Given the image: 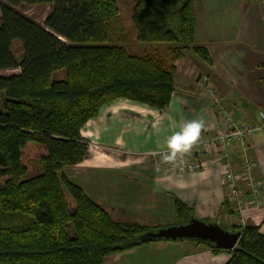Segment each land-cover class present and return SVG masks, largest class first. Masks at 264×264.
<instances>
[{"label":"trees","instance_id":"obj_1","mask_svg":"<svg viewBox=\"0 0 264 264\" xmlns=\"http://www.w3.org/2000/svg\"><path fill=\"white\" fill-rule=\"evenodd\" d=\"M2 1L0 70L19 72L0 74V264H102L111 254L163 239L147 238L158 227L113 221L62 168L86 157L80 129L101 107L121 97L161 109L182 50L209 62L194 43L193 0H134L135 39L148 45L139 51L111 42L116 0ZM20 4L52 9L40 25L12 8ZM16 40L19 58L11 49ZM58 69L64 76L51 78ZM31 159L40 171L24 178ZM175 205L177 219L190 217L185 204ZM226 251L223 264H264V233L246 224Z\"/></svg>","mask_w":264,"mask_h":264},{"label":"crops","instance_id":"obj_2","mask_svg":"<svg viewBox=\"0 0 264 264\" xmlns=\"http://www.w3.org/2000/svg\"><path fill=\"white\" fill-rule=\"evenodd\" d=\"M193 10L194 43L206 49L209 62L182 50L173 62L172 95L161 109L121 97L101 107L80 129L86 157L62 172L116 222L162 228L195 218L230 231L253 224L264 233V129L252 131L243 144L223 145L235 173L248 164L237 189L249 199L250 184H258L259 205L239 206L229 196L225 168L210 153L199 155L201 165L192 170L156 166L157 152L189 121L201 122L199 135L210 138L223 111L238 126L258 125L264 114V0H193ZM176 200L190 209L185 221L176 218ZM226 250L163 238L111 254L109 264H223ZM123 254L132 258L125 262Z\"/></svg>","mask_w":264,"mask_h":264},{"label":"built area","instance_id":"obj_3","mask_svg":"<svg viewBox=\"0 0 264 264\" xmlns=\"http://www.w3.org/2000/svg\"><path fill=\"white\" fill-rule=\"evenodd\" d=\"M260 117L262 118V122L258 125L244 124L238 126L232 120L231 115L223 111L221 114L222 125L210 138H204L199 135V139L192 146L190 151L187 153H178L174 161H167L164 159V157L169 154L167 149L159 150L157 152L159 161L156 163V166L158 168L174 171L192 170L201 165L199 155L202 153H210L214 159L221 162L225 168L222 176V183L229 196L233 197L239 206L243 205L245 202L259 205L262 201V194L258 184H250L252 196L249 199H244L237 189L238 181L247 177L248 164L244 163L242 171L240 173H235L230 165L228 155L223 149V145L232 140H237L243 144L252 131L264 129V114L260 113Z\"/></svg>","mask_w":264,"mask_h":264},{"label":"rangeland","instance_id":"obj_4","mask_svg":"<svg viewBox=\"0 0 264 264\" xmlns=\"http://www.w3.org/2000/svg\"><path fill=\"white\" fill-rule=\"evenodd\" d=\"M116 1H117L118 14L116 16V19L112 20L109 24V34L108 35L111 38V42L116 45H123L124 47L130 50H133V51H139L147 47L148 46L147 44L137 42L135 39V30L133 28L132 21H131V8H132L134 0H116ZM0 3H3V1L0 0ZM12 8L18 13L28 16L33 21L42 25L44 18L51 11L52 5L51 4H45V5L20 4L17 6H12ZM11 49L14 55L19 58L22 50H21L20 43L17 40L12 43ZM191 52L195 54L193 51ZM18 72H19L18 68H9V69L0 70L1 75L16 74ZM63 76H64L63 69H58L51 74V78H54V79H60ZM2 98H3V93H0V107L2 106L1 104ZM87 149H88V145H87ZM29 166L30 168L24 174L23 176L24 178L31 177L39 173L40 171L39 165L37 164V160L35 159H31V161L29 162ZM66 197L69 203H72V200L67 193H66ZM225 229L230 230V228H227V227ZM124 255L125 254L121 256H124ZM125 256H126L124 257L125 262L129 261L128 258H132V255L131 256L125 255ZM111 258L113 257L108 256L105 260H103L104 262H102V264H109L110 260H112Z\"/></svg>","mask_w":264,"mask_h":264},{"label":"water","instance_id":"obj_5","mask_svg":"<svg viewBox=\"0 0 264 264\" xmlns=\"http://www.w3.org/2000/svg\"><path fill=\"white\" fill-rule=\"evenodd\" d=\"M240 234L241 229L230 231L216 223H207L190 218L187 222L162 227L155 232H148L147 238L205 240L219 249H231L237 243Z\"/></svg>","mask_w":264,"mask_h":264},{"label":"clouds","instance_id":"obj_6","mask_svg":"<svg viewBox=\"0 0 264 264\" xmlns=\"http://www.w3.org/2000/svg\"><path fill=\"white\" fill-rule=\"evenodd\" d=\"M199 121H189L185 123L181 131L175 133L167 140V152L164 157L167 161H174L178 153H187L199 139L202 128Z\"/></svg>","mask_w":264,"mask_h":264}]
</instances>
